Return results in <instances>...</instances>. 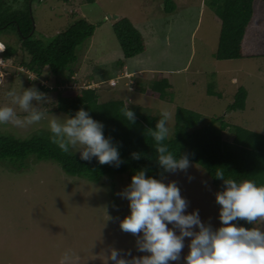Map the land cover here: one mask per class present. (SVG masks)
<instances>
[{
    "label": "rangeland",
    "instance_id": "rangeland-1",
    "mask_svg": "<svg viewBox=\"0 0 264 264\" xmlns=\"http://www.w3.org/2000/svg\"><path fill=\"white\" fill-rule=\"evenodd\" d=\"M173 1L176 9L172 13L166 12L165 0L33 2L38 38H54L78 18L96 28L93 37L79 49L75 83L61 93L96 89L101 102L128 99L135 110L153 116L167 110L171 113L168 139L176 134L178 108L202 115L207 123L223 118L231 126L264 135V57L217 60L221 22L211 1ZM10 3L18 9L24 0ZM125 18L146 41V51L132 59L125 58L114 32L116 22ZM15 38L13 29L3 31L0 45H18ZM22 57L18 53L10 60L4 59L0 105L13 106L5 95L13 87L18 93L40 85L54 87L55 79L38 80L20 68ZM163 78L172 86V103L139 91ZM240 89L248 92L246 109L230 111ZM211 90L218 96L210 95ZM47 95L50 102L45 105L46 112L57 101L56 93ZM13 107L18 115H25L18 106ZM52 114L64 113H47L39 124L27 128L0 125V134L25 139L40 131L49 132ZM233 138L228 133L227 140ZM25 166L22 171H14L0 163V264H60L67 250L75 254L74 264H108L106 257L113 248L120 250L124 258H128L125 254L129 251L133 256L145 255L136 251L137 237L122 232L119 226L120 220L130 214L128 201L116 195L131 183L128 175L114 174L93 182L68 175L51 160L37 162L31 157ZM173 181L189 202V213L198 209L203 222L213 228L221 226L220 206L216 203L220 190L202 166L190 162L185 172L165 176V183ZM107 214L112 219L108 220ZM189 242L186 238L182 256L188 254Z\"/></svg>",
    "mask_w": 264,
    "mask_h": 264
},
{
    "label": "trees",
    "instance_id": "trees-1",
    "mask_svg": "<svg viewBox=\"0 0 264 264\" xmlns=\"http://www.w3.org/2000/svg\"><path fill=\"white\" fill-rule=\"evenodd\" d=\"M17 2V0H12ZM43 0H24L15 9L10 0H0V33L13 29L17 34L15 44L0 45L3 58L10 60L22 54L19 67L35 75L36 79H55L54 87L38 88L44 93H56L54 108L47 113L60 112L74 115L81 107L90 111L93 119L105 125V136H111L117 144L121 160L120 167L100 165L95 159L91 162L80 160L78 155L65 154L50 141V132L40 131L25 139L13 135L0 134V163L14 171L25 169L26 161L31 157L37 161H55L70 176L99 182L103 177L114 174H126L131 178L142 168L148 169L147 175L160 178L162 171L156 163L155 142L146 133L147 129H155L159 115H148L138 112L136 123L129 125L123 119L120 109L126 101L116 99L101 102L96 89H69L75 83V64L78 52L83 44L93 37L95 26L82 18L73 21L65 30L54 38L43 40L36 36L34 18L31 11L33 2ZM64 4L75 0H60ZM93 2V0H88ZM221 22L219 49L215 58L219 61L244 60L252 57H264V0H210ZM166 12H174L176 4L173 0H165ZM261 21L259 24L257 21ZM257 23V25H256ZM114 32L126 59H132L146 51L143 34L129 19H120L114 25ZM172 86L168 79L156 81L148 89L139 91L172 103ZM210 95L218 96L212 90ZM248 92L240 89L230 111L246 109ZM203 116L178 108L176 112V134L165 143L175 155L188 154L190 162L202 166L211 177L214 186L220 191L223 181L215 178L217 169H223L225 178L238 182L250 179L258 186H264V135L254 133L238 126H231L223 118L212 119L209 123ZM227 132V134H225ZM228 133L234 135L227 140ZM141 153L140 160L132 159L131 154ZM168 174H165L167 176ZM235 223V222H233ZM238 226L254 227L241 221Z\"/></svg>",
    "mask_w": 264,
    "mask_h": 264
},
{
    "label": "clouds",
    "instance_id": "clouds-1",
    "mask_svg": "<svg viewBox=\"0 0 264 264\" xmlns=\"http://www.w3.org/2000/svg\"><path fill=\"white\" fill-rule=\"evenodd\" d=\"M5 95L25 115H18L13 106L0 105V125L27 128L46 118L45 105L50 102L47 93L36 87L18 93L13 87ZM131 103L126 99L120 113L129 125H134L137 117ZM170 118L171 113L162 110L155 129L146 131L155 142L156 163L162 169L160 178L147 175L149 170L142 168L116 194L128 201L130 211L120 220V229L137 237L136 251L145 255L133 256L129 251L125 254L128 258H124L120 250L113 248L106 257L108 264H264V186L250 179L238 182L225 178L223 169H217L215 178L223 181V189L216 193L221 226L213 228L203 222L198 209L189 213V202L182 197L177 183L164 182L165 174L185 172L190 167L188 154L177 156L165 143L171 134ZM47 127L51 143L65 154L79 153L82 161L95 159L100 165L117 168L124 163L113 138L105 136V125L83 107L74 115L52 114ZM142 155L131 154L134 160H140ZM241 221L255 226H238ZM186 238L190 239L189 251L182 256ZM74 259L75 254L67 250L60 264H74Z\"/></svg>",
    "mask_w": 264,
    "mask_h": 264
},
{
    "label": "built area",
    "instance_id": "built-area-1",
    "mask_svg": "<svg viewBox=\"0 0 264 264\" xmlns=\"http://www.w3.org/2000/svg\"><path fill=\"white\" fill-rule=\"evenodd\" d=\"M3 66H4V62L2 59H0V87L3 85V81H4V73L2 71Z\"/></svg>",
    "mask_w": 264,
    "mask_h": 264
}]
</instances>
